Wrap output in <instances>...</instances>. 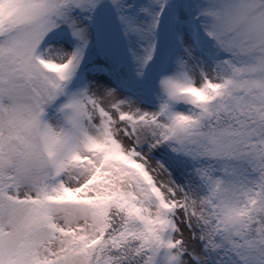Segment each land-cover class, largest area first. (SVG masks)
Segmentation results:
<instances>
[{"label": "snow or ice", "instance_id": "6c2138e0", "mask_svg": "<svg viewBox=\"0 0 264 264\" xmlns=\"http://www.w3.org/2000/svg\"><path fill=\"white\" fill-rule=\"evenodd\" d=\"M0 264H264V0H0Z\"/></svg>", "mask_w": 264, "mask_h": 264}]
</instances>
